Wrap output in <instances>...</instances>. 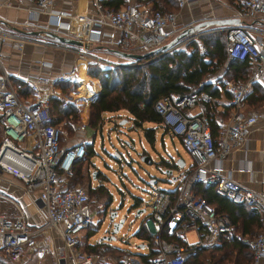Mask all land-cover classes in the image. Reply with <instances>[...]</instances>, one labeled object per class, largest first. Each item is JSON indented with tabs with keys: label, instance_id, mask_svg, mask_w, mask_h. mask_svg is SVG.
I'll return each instance as SVG.
<instances>
[{
	"label": "built area",
	"instance_id": "obj_1",
	"mask_svg": "<svg viewBox=\"0 0 264 264\" xmlns=\"http://www.w3.org/2000/svg\"><path fill=\"white\" fill-rule=\"evenodd\" d=\"M29 1L35 6L28 9V15L37 16L40 11L47 10L49 29L75 37L77 43L39 39L38 36L9 32L0 26L1 43L11 39L19 47L24 41H32L42 47L70 49L84 62L92 59L100 67L145 62L143 59L133 62L131 58L118 62L99 56L89 48L100 44L134 51L135 47L148 49L160 45L181 28L176 19L179 8L187 2L176 0L177 9H159L140 0H125L117 7L104 6L102 0H87L91 6L81 14L63 8L46 9L51 0ZM237 15L238 22L225 26L226 62L246 58L250 72L243 81H226L230 92L226 103L230 105V113L218 137L213 136L206 113L207 102L214 98L210 92L193 90L181 95H164L154 102L163 125L170 133L181 137L184 150L192 158V165L181 173L174 192L159 186L153 187L150 192L147 204L151 211L144 218L157 224L152 234L154 255L144 259L135 252H123L120 264H183L185 244L188 243L184 236L189 229L194 230L196 235V240L188 243L192 250L202 244L220 243L224 237L234 235L251 248L255 261L264 257V216L256 233L236 232L229 213L217 211L195 189L196 184L213 185L216 191L232 200L264 209V190L244 186L234 179L230 170H225L221 162L228 149L243 144L250 126L259 117H264V108L248 113L242 110L248 86L256 81L264 82V26L252 23L264 20V0H241ZM208 30L203 29L189 38ZM181 42L168 50L176 48ZM2 56L0 48V122L3 126L0 168L20 178L28 188H39L41 203L36 205V210L42 222L30 226L23 210L14 201L16 211L0 212V253L14 260L19 259L28 248L33 234L47 228L61 238V245L54 249V264H93L100 254L85 251L78 244L81 232L93 222L92 215L96 210L90 206L83 185L62 184V179L71 174L72 162L84 156L85 141L78 140L62 146L61 136L65 132L53 122L49 108V99L53 96H57L61 106L67 105L68 98L56 94L55 87L70 81L75 83L76 90L81 77L79 65L57 71L53 76L35 74L28 81V92L23 98L18 95L10 74L1 67ZM41 64L50 66L44 60ZM192 107H197V110L189 112ZM27 136L31 137L32 146L21 148L18 142ZM17 153L22 157H18ZM238 169L244 167L239 166ZM0 196L7 197L3 192Z\"/></svg>",
	"mask_w": 264,
	"mask_h": 264
},
{
	"label": "crops",
	"instance_id": "obj_2",
	"mask_svg": "<svg viewBox=\"0 0 264 264\" xmlns=\"http://www.w3.org/2000/svg\"><path fill=\"white\" fill-rule=\"evenodd\" d=\"M140 1L146 2L145 0H140ZM240 3L241 0H187L185 5L179 8V14L177 16L176 22L178 25L181 26V28H183L185 26L194 24L205 18H215V17L233 18L235 16H238L237 10L240 6ZM34 6H35L34 3L29 0H0V26L3 29L8 30L9 32L18 33L27 36H32V35L39 36L38 34L30 33L29 30L37 29V28L49 29L48 26L49 17L47 10L40 11L37 14V16L31 17L30 15H28V9L33 8ZM90 6L91 4L87 0H51V3H49L46 6V9L63 8L70 11H77L79 13H83L86 9H89ZM252 23L253 25L256 26H264V20L262 21V19H259V21L255 20ZM230 24L219 25L216 30H225V26ZM181 28L179 30H181ZM206 28L208 27L206 26L205 29ZM210 31H214V30L213 29L208 30L203 33ZM174 34L167 37V40H169L172 36H174ZM191 35L193 34L189 33L186 35L185 38L187 37L189 38V36ZM198 36L191 37L189 39L198 38ZM186 41L185 42L180 41L181 44L178 45L176 48L183 47ZM94 47L99 49L102 48L105 49V51L107 52H112L116 54L109 47L104 45L96 44ZM0 48L3 50L1 67H3V69H5V71L10 74L11 80L15 86L18 95L23 98L27 95L28 92V86H27L28 81L31 78H33L35 74L40 73L42 75L53 76L55 72L69 68L73 65L77 64L80 67V61L81 62L83 61V59L79 58L77 54L72 51L57 47L55 48L42 47L39 44L32 41H24L21 47H19L17 45H14L10 39L6 43L0 42ZM148 49H144V48L140 49V47L139 48L135 47L134 51L142 52ZM157 55L159 54L156 53L149 57L154 58ZM42 60L49 62L50 66L41 64ZM143 60L147 61V58ZM86 63L87 62L84 63L83 70L84 68H86ZM227 63L228 61L226 62V58H225L219 72L214 73L205 79V82L209 83L211 87H214L213 90L214 98L207 102V106L209 105L210 108L209 109L210 113L208 117H209L211 132L215 137H218L219 133L223 128L224 121L227 119L230 113V105L226 103V99L230 96V92L226 88V81L228 80L243 81L247 78L246 77L245 79H243V76L240 72H237L232 69H229L227 73L225 71L227 69ZM246 64L247 65L245 67L249 71L250 66L248 65L247 61ZM248 71L247 73H249ZM91 79L94 78L91 77ZM96 82H97V88L95 89L94 93L88 99H86V102L87 101L88 102L86 108L84 109V112L81 110V105H80V99L82 97L76 98L74 96L72 97L74 100L73 99L72 101L69 100L70 103L72 102L75 104L76 110H78V113L81 118V123L79 124L78 128L74 132L73 130L70 131L72 133L71 136L66 137L67 136L66 129L68 130V127L71 125V123L69 122H67L66 124L63 123L65 116L61 115L57 121L58 125L65 132L61 136V141H60L61 145L68 146L70 144H74L78 140H84L92 148L90 155H92V153L94 152L95 137L97 134L96 132L99 131V130L97 131L94 130L87 123L88 105L90 101L95 97V95L97 94L100 88L99 81L97 80ZM64 83L65 84L70 83V81ZM62 84H60V86L55 87L56 94L64 95V93L61 91L63 89ZM71 92L74 91L72 90ZM53 98L58 99L57 96H53ZM261 108H264V82L256 81L248 86L245 95V104L242 107V110L245 113H248ZM196 110L197 107H192L188 109L189 112H195ZM121 111H125L128 115H130L127 116L126 118H131V120H133L132 115L128 113L126 109L121 108ZM109 112L110 111H104L105 115H107V113ZM263 123H264V117H259L257 121L250 126L249 132L247 134V138L243 142V144L237 147L231 146L228 149L226 155L221 160L225 170H230L234 179L239 181L244 186L251 187L252 189L258 191L264 190ZM81 124H83L82 127L80 126ZM176 136L179 142L182 143L181 137L179 135ZM2 137H3V126L2 123L0 122V143ZM31 141H32L31 137L27 136L23 140L19 141L18 145L21 148L28 149L30 146H32ZM174 148H176V145H174ZM17 155L18 157H22L21 154L17 153ZM177 157H181V155L178 153L176 158ZM176 158H170L172 160L170 159L166 160L161 157V159H163L165 162L168 161L170 163H173V161L175 162L174 167H171L172 168L171 173H166L168 177L177 179L176 185L167 188L171 191L177 188L181 173L185 169L191 167L192 165L190 163L185 166V161L183 160L184 163L182 166H180L177 164ZM239 166L244 167V169H238ZM174 168L177 170V173H174L173 171ZM65 179L66 178L62 179L63 186L68 185V183L64 181ZM96 183H101V181ZM0 192H3L4 194L7 195V197L0 196V212L16 211L17 207L14 203L15 201L23 210L25 220L30 226H36L42 222V217L36 210V205L41 203V199L39 196V188L38 189L28 188L27 185H25V183L20 180V178L14 176L12 173L6 171L5 169L0 168ZM138 201L140 203V199ZM233 202H235V200ZM139 203L133 205L136 207V210H138L136 211V213L140 216L143 215L141 220L136 225L137 230L134 232L135 235L139 239H141L140 242L136 243V247L146 246L147 248L142 252L132 251L127 246V243H129L128 241L115 242L112 241L110 239L111 237L107 235V238H104V240H100L101 243L99 245H96V247L100 246L99 249H94V250L89 249V251L97 252L100 254V256L96 258V260L93 262V264H120L119 259L121 254L123 252H128V251L135 252L144 259L150 256L149 253L151 251V247L154 248V244H152L151 246L150 240L146 238V233L153 234L154 230L157 227V224L153 220H145L144 218L145 208L138 207ZM240 204H242L246 212V217L242 216L241 214H238L233 222L234 228H236L237 231H246L244 230L245 220L251 219L253 218L254 215H256V223H252L250 227L249 225L247 227L248 229L247 231L256 232L261 227L260 223H261V218L264 216V209L258 206H251L243 203ZM130 221L132 222L133 219H131ZM86 228L81 232L79 241L80 240L82 241V239H84V238L81 239V236L85 233L86 235L85 239L87 240V243H89V245L95 244L96 239L99 240V238H101L102 236H98L93 240H89L91 239L93 233H91L90 235L86 234ZM163 235L166 234L163 232ZM60 243H61V238L51 229L45 228L39 232H35L29 242L28 248L23 252L21 257L17 259L16 260L17 262H15L14 264H54L56 257L53 254V252L55 247ZM228 244H229L228 241L227 240L223 241V239L221 240L220 243L217 244H207V243L202 244L198 246L199 249L197 250L198 252L196 254V257H198V259H201V252L199 251L203 247H214V246L222 245L220 247L222 249L226 247ZM90 247L93 248L92 246ZM228 249L232 250L231 256L225 259L224 264H237V261L239 262L243 261L242 251L240 250L238 251L237 248H233V246H228ZM206 252L204 253L205 256H204L203 264H212L211 261L209 260L210 253L208 250ZM8 258H9L8 256L4 255L3 253H0V264L6 263L7 260H9ZM8 263H10V261L7 262V264ZM249 264H264V257L259 258L258 260L255 261L253 259V256L251 255Z\"/></svg>",
	"mask_w": 264,
	"mask_h": 264
},
{
	"label": "rangeland",
	"instance_id": "obj_3",
	"mask_svg": "<svg viewBox=\"0 0 264 264\" xmlns=\"http://www.w3.org/2000/svg\"><path fill=\"white\" fill-rule=\"evenodd\" d=\"M172 2L174 3V0H172ZM165 4L166 5H163V7H172V5L167 2ZM218 26L219 25L213 24L207 27L210 30H216ZM38 37H40L39 39L45 38L51 41L55 40L43 35H39ZM47 47L49 48L50 46ZM66 50L71 51L70 49ZM89 50L95 51L99 56H105L108 59L118 62H125L130 59L128 56L107 52L102 48L90 47ZM95 65H99L95 60L90 59L87 61L86 68H84V73L82 75L83 81L79 83L76 91L75 85L71 88L67 85L62 89L64 96L68 98L65 110L72 112L70 115L62 114L65 116L63 123H71L68 130L66 129V137L71 136L72 133L70 131L73 130L74 132L81 123L78 110H76L75 104L72 102L70 103V101H72V97L74 96L76 98L82 97L80 99V105L81 110L84 112L88 102H86V99L89 98L84 85L89 83V77L96 78L99 81L98 77L88 73V68H93ZM72 90L74 92H71ZM89 112L90 106L88 105V118ZM127 116L130 115L125 111H121V109L110 111L107 115L103 113L102 119L99 121L100 125L96 128V131L99 130L100 132H96L94 152L92 155L88 153L77 166H74L72 175L64 181L70 185H83L87 188L86 190H88V202L90 206L96 210V213L92 215L93 222L86 228V234L90 235L93 233L89 240H93L98 236L108 235L111 237L110 239L112 241H128L129 243H127V246L132 251L142 252L147 247H136V243L140 242L141 239H139L134 232L137 230L136 225L143 215L140 216L136 213V207L133 205L139 203V201H135L134 197L140 199L138 207L145 208L144 215L149 213L151 209L147 203H149L152 188L159 186L167 189L168 187L176 185L177 182L176 178H171L168 177L166 173L164 174L162 171L163 168L157 167L158 164L162 167H174L175 162H165L161 157L169 160L170 158H176L179 153L185 161V166L192 162V158L189 153L184 150L177 136L174 134L172 135L161 122L157 123L145 120L138 125L134 123L131 118H126ZM146 128L149 130H146ZM146 133L149 134L148 136H153L152 142L148 140ZM174 145H176V148H174ZM116 151L119 154H116ZM173 171L177 173L175 168ZM151 177L158 178L157 183L148 182ZM99 181H101V183H96ZM132 203L133 205H131ZM111 209L116 210L113 221L118 222L122 218V223L115 232L112 230V225L108 216L109 210ZM131 219H133L132 222L130 221ZM85 236L84 233L81 236V239H84H82V241L80 240L78 245L89 251L90 246ZM184 237L188 242L196 240L195 232L192 229L186 230ZM100 240H104V238L101 237L99 240L96 239V244L99 245ZM59 245H61V243L57 246ZM99 248L100 246H97V249ZM53 254L55 255V251ZM8 259L7 262L10 261L8 264L17 262L14 259ZM7 262L4 264H7Z\"/></svg>",
	"mask_w": 264,
	"mask_h": 264
},
{
	"label": "trees",
	"instance_id": "obj_4",
	"mask_svg": "<svg viewBox=\"0 0 264 264\" xmlns=\"http://www.w3.org/2000/svg\"><path fill=\"white\" fill-rule=\"evenodd\" d=\"M123 1L125 0H102V4L104 6L117 7ZM145 1L151 3L152 7L159 9L177 8L176 0H174V3L172 0ZM166 2L172 5V7H163V5H166ZM226 45V30H214L202 33L198 38L189 39L186 41L185 46L174 48L170 51L159 54L143 63L115 65L111 67H100L99 65H95L93 68H88V73L90 75L99 78L100 88L95 97L90 101V112L87 123L96 130L100 125L99 121L102 119L104 111H114L121 108L126 109L128 113L132 115L133 122L138 125L145 120L159 123L162 122V118L160 113L157 112L154 107V102L159 97L164 95L173 96V94L181 95L193 90H204L213 95L214 87H211L209 83L205 82V79L210 75L219 72L222 63L226 58ZM132 61L137 62L140 60L133 59ZM246 61L248 62L246 58L230 59L225 71L228 73L229 69L235 70L240 72L243 79H245L249 74L247 73L248 69L245 67L247 65ZM248 65L250 66L249 62ZM248 72H250V69ZM74 84V82H70L62 85L65 88L67 85L72 87ZM84 88L88 97H90L97 88L96 80L89 77V83L84 85ZM66 107L67 106H61L56 98L52 97L49 99V108L54 123H57L62 114L70 115L72 113L65 110ZM209 109L208 105L206 112L208 116L210 113ZM146 130L149 129L146 128ZM148 135L149 134L146 133V137L152 142L153 136ZM85 147L86 151L84 156L72 162L71 174L66 178L72 175L74 166H77L88 153L91 154L92 148L87 142H85ZM68 185L70 186V184ZM196 189L198 194L203 195L217 211H226L229 213L233 222L238 214L246 217V212L240 203L247 205L251 204L244 201L233 202L234 200L232 201L228 195H221V193L217 192L213 185L203 186L197 184ZM175 190H173V192ZM252 223H256V215L251 219L245 220L244 230L246 231H237L236 228L235 231L242 234H254L258 230L256 232L247 231L248 225L250 227ZM146 238L150 240L152 246V244H154L152 234L146 233ZM224 240H227L229 244L222 249L220 248L222 245L201 248L199 251L201 252V259L196 257L199 247L192 250L189 244L186 243L183 264H203L204 253L207 250L210 253L209 260L212 264H224L225 259L231 256L232 250L228 249V246H233V248H237L238 251H242L243 261H237V264H249L252 250L246 243L237 239L234 235L226 236L223 238V241ZM96 245L98 244H91L89 246H92L93 248H89L93 250L97 249ZM154 253L155 249L151 247L149 255L153 256Z\"/></svg>",
	"mask_w": 264,
	"mask_h": 264
},
{
	"label": "water",
	"instance_id": "obj_5",
	"mask_svg": "<svg viewBox=\"0 0 264 264\" xmlns=\"http://www.w3.org/2000/svg\"><path fill=\"white\" fill-rule=\"evenodd\" d=\"M239 21L238 16H235L233 18H227V17H215V18H205L202 19L194 24L185 26L183 28H181V30H179L176 34H174V36H172L169 40L165 41L164 43L157 45L155 47H152L148 50L142 51V52H137V51H129V50H122L119 48H115V47H109L113 52H115L116 54H119L121 56H128L131 59H146L150 60L152 59L151 55H154L156 53L158 54H162L164 52H166L172 45H174L177 42L182 41L187 34L189 33H196V32H200L201 30L205 29L206 26L211 25V24H217V25H222V24H230V23H236ZM204 27V28H203ZM208 29V28H207ZM30 33L33 34H38V35H43V36H48L51 37L57 41L60 42H66V43H70V44H76L77 40L75 37L72 36H68L65 34H61L59 32L47 29V28H37V29H31L29 30ZM116 154H119L116 151ZM176 162L178 165L182 166L184 161L181 157H177L176 158ZM157 167L163 168V173H171L172 168L171 167H162L161 165H157ZM158 180V178L155 177H151L149 179L148 182L150 183H154ZM136 199V200H135ZM134 200L137 201L139 200V198H135ZM133 200V203H134ZM133 203L131 205H133ZM138 211V210H136ZM116 213L115 209H111L109 210V220L111 222L112 225V230L113 232L117 231L122 223V218L116 222L113 221L114 215ZM102 238H107V235H103Z\"/></svg>",
	"mask_w": 264,
	"mask_h": 264
},
{
	"label": "bare ground",
	"instance_id": "obj_6",
	"mask_svg": "<svg viewBox=\"0 0 264 264\" xmlns=\"http://www.w3.org/2000/svg\"><path fill=\"white\" fill-rule=\"evenodd\" d=\"M82 14V13H81ZM83 66H84V62L82 61H80V70H81V77H80V83L83 81V73H84V70H83ZM82 88V87H81Z\"/></svg>",
	"mask_w": 264,
	"mask_h": 264
}]
</instances>
